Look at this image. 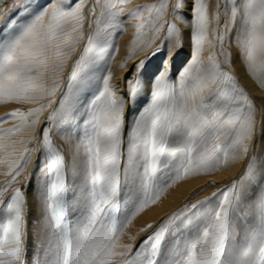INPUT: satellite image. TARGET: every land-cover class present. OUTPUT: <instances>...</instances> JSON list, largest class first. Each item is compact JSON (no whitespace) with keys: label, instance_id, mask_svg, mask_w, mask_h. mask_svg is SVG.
Instances as JSON below:
<instances>
[{"label":"snow or ice","instance_id":"snow-or-ice-1","mask_svg":"<svg viewBox=\"0 0 264 264\" xmlns=\"http://www.w3.org/2000/svg\"><path fill=\"white\" fill-rule=\"evenodd\" d=\"M49 2L50 7L30 14L26 23L13 28L6 38H0V99H45L59 90L58 107L52 108L45 123H64L71 129L74 121H77V128L78 121H82L84 126L83 134L77 133L79 139L72 151L71 165H66L63 153L52 143L50 129H40V148L45 153L49 174L43 200L44 235L49 245L45 264H111L117 256L120 264H264V195L257 194L254 216L243 236L236 240L233 232L244 186L255 176L252 163L247 165L239 181L222 191L213 207L201 211L202 202L198 201L172 213L143 240L135 255H132L131 244L124 245L122 251L115 250L117 234L130 219L125 216L121 220L118 215L121 184L132 180L138 185L132 213L135 215L155 203L163 185L169 181L174 183L190 171L220 163V153L224 154L225 163L229 154L233 157L247 155L248 146L243 142L251 139L254 109L244 90L210 56L207 68H185V77L190 73L194 76L181 88L182 104L177 102L175 88L169 85L167 75L164 72L158 74L152 83L151 106L127 131L124 98L116 95L115 86L110 83L112 74H104L106 68L101 66L102 53L110 46L108 36L119 26L108 23L107 27L99 29L97 37L90 41L89 55L82 57L78 67L70 70L71 79H66L63 85L58 82V77L64 61H53L52 73L56 78L48 87L50 51L59 49L62 37L68 36L70 31H77L76 26L69 29L73 21L82 27L83 20L79 3L67 10L62 0ZM229 2V22L240 27L237 46L246 70L255 75L264 71V0H226V4ZM125 3L128 0H112L106 6L111 19L122 11L116 5ZM182 7V0H177L174 10ZM166 8V0H159L158 4L137 5L128 11L129 16L137 19V39L145 38V47L161 40V29H165L163 40L179 35L176 25L163 19ZM219 8L218 3L217 10ZM143 9L148 10L147 19L143 17ZM193 11L194 24L190 27L199 52L209 24L203 0H194ZM7 15L0 9V20ZM216 20L219 21L218 12ZM101 32L108 36L101 38ZM218 39L223 41L224 37ZM210 46L214 56L215 45L210 42ZM160 50L161 45H157L149 55ZM55 55L59 56V51ZM144 62L138 63L142 67ZM138 76L128 81L132 97L140 91ZM209 81L214 87L205 93ZM91 88H95L92 98L77 107L78 94ZM206 100L211 103H205ZM52 103L47 99V106ZM45 107L41 104L26 114L16 109L0 116V123L8 118L20 117L21 120L19 124L0 128V151H7L9 147L2 140L4 134L19 131L28 123V117L44 111ZM38 122V119L31 120L30 126L35 128ZM233 141H236L235 145ZM19 143L23 144V141ZM173 147L178 152L182 148L184 158L172 177L161 180L159 172L165 167ZM30 153L25 145L18 158L9 164L4 182L7 186L0 187V264H25L22 258L25 253L26 199L21 189L12 188V184L21 177ZM122 156L127 161L123 168ZM66 167H71L82 184L80 214L74 222H68L65 213L68 204ZM260 171L264 179V169Z\"/></svg>","mask_w":264,"mask_h":264},{"label":"rangeland","instance_id":"rangeland-1","mask_svg":"<svg viewBox=\"0 0 264 264\" xmlns=\"http://www.w3.org/2000/svg\"><path fill=\"white\" fill-rule=\"evenodd\" d=\"M26 2H28V0H20L19 3L18 0H2V2H0V9H3L4 13H8V15L3 20H0V38H6L11 33L13 28L24 24L25 21L30 17V14L37 13L39 8L32 7V3L28 5ZM34 2H37L39 3V6L44 7L45 3H47V0H33V3ZM62 2L67 5V8H70L74 4V0H62ZM10 9L11 11H9ZM121 21L124 24L126 17ZM87 22L88 20L82 23V27H80L73 21L72 24L69 25V29H71L73 26H76L77 31H70L68 36L62 37L60 48H53L50 51L47 70L48 87L52 85L53 79L56 78L52 73L53 61H64L62 66L63 70L59 73L58 77V82L63 85L66 79H71L70 70L78 67L82 57H87L89 55L87 49L92 47V43L90 41L96 38L93 36L96 25L94 22ZM231 26H233L232 23ZM82 33L84 36L80 41L79 37ZM224 35L226 40L227 38L230 39V31H227V33L225 32ZM104 36H108V33L104 32L101 38ZM110 38L111 37L108 36L110 46H108L107 50L102 53L103 59L101 61V66L106 68V72L109 69V58H111L110 56L115 50L114 41L113 39L110 40ZM77 43L79 45L74 49V46ZM160 45L161 50L159 52L151 55L150 59L144 62L142 67L140 66L136 70H131L125 77L126 82L124 87L126 88V91L122 97L124 98V101L128 103L126 104V108H124V127L127 131L132 129L135 122L134 116L129 114V111H127L129 110L130 104L134 105L135 108L132 110L135 112V114H141V116L151 106L153 99L152 83L155 80V77L161 73L163 67L166 68L165 74L168 77L169 85L174 86L175 88L177 102L180 104L183 103L184 98L180 95L178 79L188 80V77H185L182 74V60L175 63L171 59H168L169 64H167V60L163 59V57H166L164 55L166 54L164 51V45ZM155 48H157V46L153 49ZM57 51L60 53L59 56L55 55ZM97 51H99V49H97ZM72 52H74V54H72ZM151 52L152 49L149 53ZM183 54L184 51L182 49H177L171 56L179 55V59L183 56L184 58L188 56L187 54ZM160 57H162L161 59L163 60H161L158 65H156L155 68L148 74V80L151 84V87L147 93H143L142 91L145 89V85L143 84L144 70L152 64L154 59ZM214 57L219 63L220 68L237 82L238 87H241L244 90L254 109L253 133L251 139L245 140L243 142L248 146L247 155L233 157L231 154H229L227 162L225 163L224 154L220 153V163L213 164L208 168L190 171L189 173L182 175L181 179L176 180L174 183L169 181L167 185H163V191L159 193V198L155 199V203H150L143 209V211L137 212L135 215L132 213L135 211L134 202L137 195L138 185L132 180L122 183L118 197V215L121 220H123L125 216H128L130 219L117 234L116 251H122L124 245H132V239H134L138 233L144 232L137 245L133 248L132 255H135L140 250L143 240L153 232V230L161 223L164 218L170 216L174 212L184 210L185 206H190L200 201L202 202L199 206L201 211H205L213 207L220 199L222 191L229 187L234 181H239L240 177L247 170V165L249 163L253 164L256 172L251 183H246L244 186V190L241 195L240 210L233 222V232L236 240H239L243 236L246 226L252 222L254 216V203L257 199V194L259 193L264 195V179L261 178L260 171L261 169H264V71L257 72L255 75H253L250 71L246 70V78L249 81L247 84L243 82L239 75L225 63L226 59L221 56L219 51H217ZM106 72L104 74H106ZM137 74H139L138 79L140 82V91L135 97H132L128 91V81L132 80V78L137 76ZM212 87H214V85ZM254 90L258 92H254ZM94 92L95 88H91L87 90V92L79 93V99L76 100L77 107H79L81 104L87 103V101L92 98V93ZM205 93H207V90ZM47 99H51L53 102L50 106H47ZM60 99L61 96L59 90L51 97H46L45 99L37 98L26 101L0 99V116H3L5 113L12 112L16 109H19L22 113L26 114L29 110H35L39 108L41 104L46 105L44 111L28 117V123L25 124L19 131L4 134L2 140L4 143H7L9 147L7 151H0V187H6L7 185L4 182L7 179L6 173L9 171L10 162L18 158L20 151H22V148L25 145L31 150L30 156L28 157V164L24 167L21 177L12 184V188L19 187L21 189V191L25 194L26 199L24 205L26 227L24 229L23 235L25 253L22 258L25 264H45V252L49 246L44 235L46 219L43 210V200L49 174L45 167V153L40 148V129H50L52 143L61 151V153H63L66 165H71V163H69L71 159L68 158L69 154L67 153L69 152L65 145L64 138L74 137L78 141L79 137L77 136V133L79 132L80 135L83 134L84 126L82 121H78L79 128L75 126L77 121H74L73 127L71 129H68L64 123H45V120L52 108L58 107V101ZM139 99H141L142 102H138ZM205 103L210 104L211 101L206 100ZM34 119H38L39 122L36 124L35 128H32L30 126L31 120ZM20 122V117L8 118L3 123H0V128H8L14 124H19ZM30 136L33 138L30 139ZM126 139L127 137H125V141ZM13 141L18 143L13 145ZM19 141H23V144L19 143ZM235 143L236 141H233V145H235ZM182 152V148L179 150V152L175 147L171 149V154L166 161L165 167L159 172L161 180H165L173 176L174 171L178 168L180 162L184 158ZM126 163V158L122 156V168ZM65 173L66 199L68 202L65 213L68 222H74L80 214L81 204L79 201L82 184H80L81 181L77 180L79 178L76 176V180L72 179L71 167H66ZM195 179L196 183L198 184V189L195 188L196 190L194 189L190 194L188 193L185 195L182 193L178 200L174 201L172 205L168 206L166 214L158 218L159 211L162 209V207L158 210L156 207L161 206L162 203L167 200L166 198L168 194L183 182ZM77 185H80V188H77ZM31 191H34L37 196L36 201L38 205V213H36V211L33 210L31 206L32 203L29 198V193ZM153 212L154 214L152 215L151 213ZM151 215L152 219L149 221L148 218H150ZM138 219H142V223H140V225L138 224L139 226H137V229L134 231L128 232L133 223ZM148 225H152V228H148ZM111 264H120V257H115Z\"/></svg>","mask_w":264,"mask_h":264},{"label":"bare ground","instance_id":"bare-ground-1","mask_svg":"<svg viewBox=\"0 0 264 264\" xmlns=\"http://www.w3.org/2000/svg\"><path fill=\"white\" fill-rule=\"evenodd\" d=\"M203 2L206 5V13L209 19V24H208V33L204 40L203 48L199 52L196 51L195 40L193 36V29L190 27V25L194 24V11H193L194 0H182L183 7L180 9H175V10H174V6L177 3V0H166L167 8L164 10L163 19L172 24H175L177 28L179 29V35L174 34L171 39L163 40V37L165 35V29H161V32H160L161 40H156L152 42L150 47L144 46L145 43L147 42L145 38H141L139 40L137 39V35H136L137 29L135 27L137 23V19L135 16H129L128 11L130 9L135 8L137 5L158 4L159 0H128V3L117 4L116 7L122 9V11L119 13L118 16L115 17V19L110 18V13L106 8L108 4L112 3V0H100V3H98L97 0H82V3H80V0H74V4L70 8H67V5L64 4V2H62V4L67 10H71L72 8H75L79 3L80 7L82 8V13H83L82 23L88 20L87 23L94 22L96 25L94 28V34H93V36L95 37H97V33L99 29L103 27H107L108 23L116 24L119 26L111 30L112 34L110 35L111 37L110 40L113 39L115 50L110 56L111 58H109V65H108L109 69L106 72V74L108 72L112 74L110 83L115 86L114 91L117 96L124 95L126 91V88L124 87V85L126 82L125 77L127 76V74L131 70H136L140 67L138 63L139 61H142V60H144L145 62L148 61L151 57L149 55V52L151 51V49L153 50L154 47L160 44L164 45V49H165L164 51L166 52V54L164 55L166 57H163V59L167 60V64H169L168 59H171L175 63L177 61L182 60L181 63H183V65H182L181 71H182V74H184L186 67L207 68L210 56L214 60H216V58L213 56V48L210 46V42H211L212 44L215 45V54L217 53V51H219L221 56L224 59H226L225 63L239 75L240 79H242L243 82L248 84L249 81L246 78L247 71L245 69V61L237 46V38H238V33L240 31V27H239V24L231 26V22H229L230 21V6H231L230 2L227 4H226V0H203ZM26 3L28 5L32 3V7H38L39 9L37 13L39 11H42L45 7H50L49 0H47V3H45L44 7L39 6V3L37 2L33 3V0H28V2ZM218 3L220 5L219 10H217ZM142 11H143L144 19H147L149 15L148 10L143 9ZM217 12L219 15L218 22L216 20ZM125 17H126V21L123 24L121 20ZM30 18L31 16L25 21V23ZM102 20L105 23L99 24L98 22ZM185 21H187V23ZM144 31L147 33L149 30L146 28ZM227 31H230V34H231L230 39L227 38L226 40L224 38L223 41L219 40L218 37L219 36L224 37L225 36L224 34L225 32L227 33ZM103 33L104 32L100 33L101 37ZM83 36L84 34L82 33L79 37L80 41L82 40ZM162 40H163V43H162ZM78 45H79L78 43L75 44L74 49ZM140 49H143V50H140ZM168 49H171V51H168ZM177 49H182L184 51V54H187L188 56L186 58H184L183 56L180 59H179V55L171 56L173 52ZM72 54H74V52H72ZM228 54H230V62H229ZM146 57L147 59H145ZM161 58L162 57L154 59L152 64L144 70L145 72L143 73V77H144L143 84L145 85V89L142 91L143 93L145 92L147 93L148 90L150 89L151 84L149 83V80H148V74L150 71H152L155 68L156 65H158V63L161 60H163ZM165 70L166 68L163 67L161 72L165 73ZM193 76H194V73H190L188 76V80L191 79ZM186 82H187V79H180V80L178 79L180 92H181L182 86L185 85ZM212 86L213 85L209 81L208 86L205 88V91L206 90L207 92L210 91ZM254 92H258V91L254 90ZM138 102H142V100L139 99ZM126 104L128 103L125 102L124 108H126ZM134 108H135L134 105L130 104L129 110L127 111H129V114L134 116L135 118L134 120L136 121L141 116V114H135V112L132 110ZM64 141H65V145L69 152L67 153L69 154V157L68 156L67 157L71 159L69 163H72V151L78 141L74 137L64 138ZM71 173H72L71 174L72 179L76 180L75 178L76 175L74 174L72 169H71ZM215 179H218V178H215ZM77 180L80 181V179H77ZM197 185L198 184L196 183V179L187 180L183 182L182 184H180L179 186H177L176 189L172 190L168 194L166 198L167 200H165L161 206L156 207L157 210L162 207V209L159 211L158 218L166 214L168 206L172 205L174 201L178 200L179 196L182 193H184L185 195L188 193L190 194L195 188H197ZM203 185H204V182H203ZM77 186H78L77 188H80V185H77ZM29 198L32 203L31 205L32 209L35 210L36 213H38L37 212L38 205L36 201L37 196L34 193V191H31L29 193ZM151 214L153 215L154 212ZM152 215L150 218H148L149 221L152 219ZM140 223H142V219L136 220L128 232L134 231L135 229H137V226H139ZM142 234H144V232L138 233L135 236V238L132 239L133 248L137 245Z\"/></svg>","mask_w":264,"mask_h":264}]
</instances>
